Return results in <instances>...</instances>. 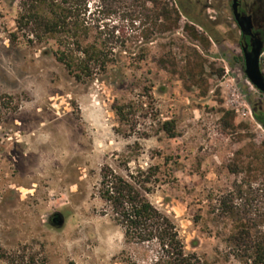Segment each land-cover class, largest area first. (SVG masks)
I'll return each mask as SVG.
<instances>
[{
  "label": "rangeland",
  "instance_id": "374dc122",
  "mask_svg": "<svg viewBox=\"0 0 264 264\" xmlns=\"http://www.w3.org/2000/svg\"><path fill=\"white\" fill-rule=\"evenodd\" d=\"M221 1L211 16H225ZM143 3L104 6L101 24L115 62L80 82L53 55L54 41L11 42L18 3L0 0V264L150 262L151 248L126 243L99 196L106 165L125 177L158 169L149 200L174 221L187 251L205 261L239 264L225 255L232 221L215 209L237 184L238 211L264 221V155L262 162L248 157L264 149V129L245 93L259 94L233 59L237 33L224 28L219 47L196 27L194 41L182 16L176 32L147 42L140 34L154 12ZM233 94L241 98L236 104ZM231 117L234 127L225 129ZM168 121L175 138L163 129ZM239 151L254 171L236 176L228 166ZM55 214L62 227L52 222Z\"/></svg>",
  "mask_w": 264,
  "mask_h": 264
},
{
  "label": "trees",
  "instance_id": "16d2710c",
  "mask_svg": "<svg viewBox=\"0 0 264 264\" xmlns=\"http://www.w3.org/2000/svg\"><path fill=\"white\" fill-rule=\"evenodd\" d=\"M8 1L17 2L19 8L16 32L11 34V42L15 44L21 37L32 44L54 41L57 48L52 51L53 55L77 81L93 78L96 71L106 72L115 62L110 58L113 50L109 46L110 41L104 38L101 24L104 20V6L114 0ZM143 1L144 7L147 3H152L151 12H154L151 27L143 25L140 37L144 41L148 42L156 35L174 33L179 29L182 14L175 3L171 5L161 0ZM138 19L133 16L130 18L132 24ZM185 29L192 40L198 39L195 26L187 25ZM206 44L210 45V42L207 40ZM160 63L166 67L167 60L162 58ZM198 67L195 63L188 67V75L192 81L198 76ZM115 111L121 121L126 120L123 106L116 107ZM226 116L228 119L232 115L227 112ZM254 117L264 127V117L258 113H254ZM231 118L225 129L234 127L233 117ZM163 129L171 138L176 137L175 122H165ZM244 155L243 151L237 152L235 159L229 164L232 174H246L247 168L249 172L254 171L251 165L246 166ZM263 155L262 148L248 157L262 162ZM157 172L158 169L150 168L137 176L125 177L107 165L101 171L99 196L115 222L123 229L126 243L150 247L153 257L147 264H217L215 261H205L197 253H189L174 221L149 200L152 188L148 185L156 181ZM142 175L145 179H142ZM242 188V185L237 184L235 192L241 193ZM235 192L221 198L215 208L220 211L219 216L232 221L225 255L239 264H264V230L260 229L264 221L242 216L234 204ZM195 221L199 223L200 219Z\"/></svg>",
  "mask_w": 264,
  "mask_h": 264
},
{
  "label": "flooded vegetation",
  "instance_id": "af4514ba",
  "mask_svg": "<svg viewBox=\"0 0 264 264\" xmlns=\"http://www.w3.org/2000/svg\"><path fill=\"white\" fill-rule=\"evenodd\" d=\"M214 2L215 0H174L182 16L190 21V25L201 28L208 39L217 46L224 47V28L237 33L236 45L239 52L233 55V59L241 65L244 73L246 52H251L254 46H260L259 67L264 76V0H222L220 8L225 16L218 17L210 14L211 10L216 9ZM245 77L249 87L259 94L258 97H251V92L245 93L252 106L253 116L258 113L264 117V92L252 83L247 74ZM52 222L57 223V220L52 218Z\"/></svg>",
  "mask_w": 264,
  "mask_h": 264
},
{
  "label": "water",
  "instance_id": "95a60500",
  "mask_svg": "<svg viewBox=\"0 0 264 264\" xmlns=\"http://www.w3.org/2000/svg\"><path fill=\"white\" fill-rule=\"evenodd\" d=\"M236 9V8H235ZM237 16V12H236ZM261 53L260 46H254L251 52H246V70L248 78L256 85L261 91L264 92V76L260 71L259 67V57ZM53 220H57L58 227H62L65 223L64 219L60 214H55Z\"/></svg>",
  "mask_w": 264,
  "mask_h": 264
},
{
  "label": "built area",
  "instance_id": "2783aa9c",
  "mask_svg": "<svg viewBox=\"0 0 264 264\" xmlns=\"http://www.w3.org/2000/svg\"><path fill=\"white\" fill-rule=\"evenodd\" d=\"M239 99H241L240 96H236L235 94L232 95V103H233V104L238 103V102H239ZM241 107H245V106H242V105H241ZM245 108H246V107H245ZM237 111H238V110H237Z\"/></svg>",
  "mask_w": 264,
  "mask_h": 264
}]
</instances>
